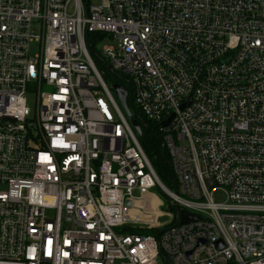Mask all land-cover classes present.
<instances>
[{
    "label": "built area",
    "instance_id": "built-area-1",
    "mask_svg": "<svg viewBox=\"0 0 264 264\" xmlns=\"http://www.w3.org/2000/svg\"><path fill=\"white\" fill-rule=\"evenodd\" d=\"M233 263L264 264V0H0V264Z\"/></svg>",
    "mask_w": 264,
    "mask_h": 264
},
{
    "label": "trees",
    "instance_id": "trees-1",
    "mask_svg": "<svg viewBox=\"0 0 264 264\" xmlns=\"http://www.w3.org/2000/svg\"><path fill=\"white\" fill-rule=\"evenodd\" d=\"M95 34H98V33L89 34L91 53H92L91 55L94 58L97 67L101 70L100 65L102 64L103 58L98 54L96 50V47H95L96 43L94 41ZM108 69H109L108 72L111 74L112 71L110 70L109 66H108ZM115 78H116L115 82H123L124 84H127V87L129 89L128 104L133 109L134 116L138 118H144L143 114L139 111V109L134 104L133 96L131 93V87L128 85V83H126L125 80L121 79L120 77L115 76ZM156 130H157V127L155 126L154 123H151L145 120L144 125H143V134L140 138V141L145 151L147 152L149 158L151 159L162 182L166 186H168L166 183H168L169 186H172L174 176H173L171 161L167 153V150L164 148L161 135L160 133L156 132Z\"/></svg>",
    "mask_w": 264,
    "mask_h": 264
},
{
    "label": "rangeland",
    "instance_id": "rangeland-1",
    "mask_svg": "<svg viewBox=\"0 0 264 264\" xmlns=\"http://www.w3.org/2000/svg\"><path fill=\"white\" fill-rule=\"evenodd\" d=\"M39 32V30H38ZM94 41L96 43V50L98 53L102 54V48L105 45H109V46H113L116 44V40L112 39L110 35H106L104 33H98L94 35ZM38 49L39 46L37 44L36 41L31 42L30 44V55L35 56L38 53ZM101 67V73L104 77V79L106 80V82L109 84V86L111 87L112 91L115 93V90L113 89V84L115 83V76L113 73H109V69H108V65L106 64V61L102 60V64L100 65ZM115 95L117 96V94L115 93ZM28 103L29 105L33 108L35 106V102H34V95L33 96H29L28 98ZM166 183V182H165ZM168 186V188H172V186H169L168 183H166ZM153 192H155L159 197H161L162 199H164L165 203L167 204L169 200L168 196H166L162 190L159 187H155L152 189ZM166 204L164 206H162L161 208H163V210H167V206ZM171 209V208H170Z\"/></svg>",
    "mask_w": 264,
    "mask_h": 264
},
{
    "label": "water",
    "instance_id": "water-1",
    "mask_svg": "<svg viewBox=\"0 0 264 264\" xmlns=\"http://www.w3.org/2000/svg\"><path fill=\"white\" fill-rule=\"evenodd\" d=\"M113 88L115 90V93L117 94L123 108L125 109L126 113L128 116H133V112L130 109L127 99H128V94H129V90L127 88V86L120 84V83H114L113 84ZM144 122V120L142 118H133L132 119V123L134 125V127L136 128L137 132L139 135H142L143 131H142V123ZM169 123V121H165L162 124L163 125H167ZM180 223H188L191 221H195L199 219L198 215L192 214L186 210H182L180 211ZM169 263H172V256H170V260Z\"/></svg>",
    "mask_w": 264,
    "mask_h": 264
}]
</instances>
